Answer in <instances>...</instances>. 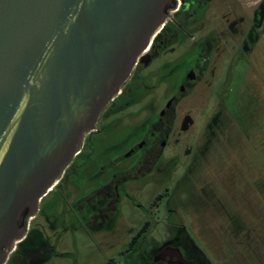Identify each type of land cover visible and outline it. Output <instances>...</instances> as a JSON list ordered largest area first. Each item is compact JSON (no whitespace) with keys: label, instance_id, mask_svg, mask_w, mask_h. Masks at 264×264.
Returning a JSON list of instances; mask_svg holds the SVG:
<instances>
[{"label":"flooded vegetation","instance_id":"1","mask_svg":"<svg viewBox=\"0 0 264 264\" xmlns=\"http://www.w3.org/2000/svg\"><path fill=\"white\" fill-rule=\"evenodd\" d=\"M175 9L119 93L100 113L96 129L86 135L80 152L40 201L37 214L28 218L27 232L6 264H54L60 257L76 259L75 254L60 251L63 236L82 232L91 238L97 232H110L118 226L126 207L143 210L147 218L133 230L120 252L122 263L211 264L183 230L156 247H144L143 238L158 213L179 215L193 200L202 210L207 206L218 214L223 210L219 191L210 192L209 188L223 183L224 165L232 160L226 147L233 145L228 136L235 121L226 92L232 81L229 76L222 80L220 75L225 70L236 71L240 62L246 61L252 24L261 18L264 0H176ZM176 45L186 47L176 54ZM231 47L237 53L224 63ZM145 100L143 108L151 110V115L111 137L101 150L99 137L121 124L129 107ZM202 120L199 134L205 140L192 145L190 137ZM215 148L217 156H211ZM85 154L89 163L83 161ZM87 164L92 170L86 177L98 183L71 201L70 193L61 192L62 186L82 173ZM161 178L173 185L155 194L149 207H144L138 192L146 185L158 184ZM183 182L186 185L182 187ZM55 192L60 201L57 198V202L47 204ZM230 215L237 221L235 212ZM174 225L181 226L178 222ZM104 239L110 240L108 235ZM105 264L117 261L109 257Z\"/></svg>","mask_w":264,"mask_h":264},{"label":"water","instance_id":"2","mask_svg":"<svg viewBox=\"0 0 264 264\" xmlns=\"http://www.w3.org/2000/svg\"><path fill=\"white\" fill-rule=\"evenodd\" d=\"M176 0H0V264Z\"/></svg>","mask_w":264,"mask_h":264},{"label":"rangeland","instance_id":"3","mask_svg":"<svg viewBox=\"0 0 264 264\" xmlns=\"http://www.w3.org/2000/svg\"><path fill=\"white\" fill-rule=\"evenodd\" d=\"M260 14L261 18L252 24V42L248 45L251 49L246 52V61L240 62L236 71L225 70L220 75L222 80L229 76L232 81L230 87H226V92L234 109L232 116L235 121L234 130H230L228 136L233 145L226 147V153L231 155L232 160L228 159L224 165L223 183L218 188L216 184L209 188L210 192L219 191L223 210L219 214L211 206L202 210V205L193 200L188 208L181 209L179 215L158 213L155 224L143 238L144 247H156L183 230L182 233L196 243L211 264H264V9ZM185 47L176 45V54ZM236 53L233 48L230 49L223 59L224 63L231 61ZM145 102L147 100L129 107L123 122L99 137L101 150L111 137L119 136L151 115V110L143 108ZM203 116L206 117L207 113ZM202 123L203 120L196 125L195 134L190 137L192 145L205 140L202 141L199 134ZM216 150L213 149L210 155L217 156ZM87 158L85 154L83 161L89 163ZM88 166L62 186L61 192L70 193L71 201L74 197L86 194L98 183L86 177L92 170ZM171 185L170 180L161 178L154 186H144L138 192L141 204L149 207L152 197ZM185 185V182L181 184L182 187ZM57 198L60 201L61 197L56 192L52 193L46 202H57ZM234 212L238 215L237 221L230 215ZM122 214L118 222L126 224L124 228L119 224L117 227L113 225L110 232H97L91 238L82 232L66 233L61 239L60 251L75 254L77 260L74 257H60L54 260V264H105L109 257L114 258L117 264H124L120 252L147 214L143 210L136 212L127 207ZM174 222L180 223L182 227L174 225ZM235 223L241 226L236 227ZM107 235L110 240L105 242L104 236Z\"/></svg>","mask_w":264,"mask_h":264},{"label":"built area","instance_id":"4","mask_svg":"<svg viewBox=\"0 0 264 264\" xmlns=\"http://www.w3.org/2000/svg\"><path fill=\"white\" fill-rule=\"evenodd\" d=\"M176 9H173L170 13L174 12Z\"/></svg>","mask_w":264,"mask_h":264}]
</instances>
